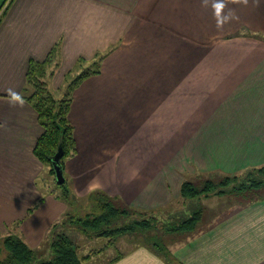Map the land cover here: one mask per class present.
Segmentation results:
<instances>
[{
    "label": "crops",
    "instance_id": "1",
    "mask_svg": "<svg viewBox=\"0 0 264 264\" xmlns=\"http://www.w3.org/2000/svg\"><path fill=\"white\" fill-rule=\"evenodd\" d=\"M0 12L3 231L16 224L42 241L66 209L36 183L47 174L34 154L43 128L23 99L30 61L54 48L60 90L116 47L73 94L77 154L65 169L77 197L99 189L154 209L180 197L186 176L264 164V38L246 36L264 37V0H0ZM201 202L196 230L165 236L179 260L264 264V199ZM122 254L114 264H166L145 247Z\"/></svg>",
    "mask_w": 264,
    "mask_h": 264
},
{
    "label": "trees",
    "instance_id": "2",
    "mask_svg": "<svg viewBox=\"0 0 264 264\" xmlns=\"http://www.w3.org/2000/svg\"><path fill=\"white\" fill-rule=\"evenodd\" d=\"M246 36L264 38L250 33ZM115 48L111 46L108 51L96 53L90 64L82 68L75 78L72 80L66 78L67 84L64 86L62 98H57L49 87V81L51 84V78L60 66L61 56L58 49L54 48L44 61L31 60L28 66L26 95L23 99L35 109L43 128L34 147V154L42 162L47 176L53 178L55 188H51V182L44 175L40 179L38 177L36 183L42 190L47 187L49 194H55L57 198L70 205H76L78 199L65 169L66 161L77 154L75 128L69 118L73 94L85 80L101 74L103 60ZM86 62V59L80 58L77 66L82 67ZM60 146L63 153L60 163L65 177L62 185L56 183L52 165V157ZM59 189L61 192L58 193ZM226 194L241 196L248 203L263 200L264 164L248 166L235 173L213 171L209 174L198 172L192 177L186 176L181 183L179 197L183 204L189 205L184 206L186 208L184 211H170L164 208L168 205L157 209H140L127 203L123 204L120 198L96 189L85 197L83 207L81 202L77 204L82 207V214L80 211L68 213V221L52 225L53 257L40 264H89L93 256L108 247H116L119 238L123 236L132 237V250L145 247L166 264H185L172 252L170 242L165 240L166 234L196 230L205 209L201 200ZM34 209L35 207L29 211ZM69 226L75 227L90 239L106 238V244L100 249L91 250L80 256L73 237L59 230V227H62V230L71 228ZM35 256V249L17 234H10L0 240V264H31ZM123 257L124 254L118 253L107 264H114Z\"/></svg>",
    "mask_w": 264,
    "mask_h": 264
},
{
    "label": "rangeland",
    "instance_id": "3",
    "mask_svg": "<svg viewBox=\"0 0 264 264\" xmlns=\"http://www.w3.org/2000/svg\"><path fill=\"white\" fill-rule=\"evenodd\" d=\"M80 72L81 71H78V72L74 71L71 74H69L68 76H66L65 79H61V82L64 85L62 86V88H60V90H54L52 88V85L50 84V81H49L50 90L53 92V94L57 98H62L63 94H64V86L67 84L66 78H69L68 80H72ZM53 78H51V83L53 81ZM45 176L51 182L50 183L51 188L54 189L55 188V183L53 182V178L50 177L49 175L47 176V174ZM44 190H45L46 193L49 192V190H47V187H45ZM59 191L57 190L58 193H59ZM84 199H85V197H83V198L78 197V199L76 200L77 204L81 202L82 207H83L84 206L83 203L86 202ZM120 201L123 204L126 203L121 198H120ZM237 202H239V201H237ZM77 204L76 205L75 204L74 205H70V204L66 203V209L64 210L63 214L60 215V217L58 219H56L54 221V223L51 224V226H49L47 228V230L43 234L44 239L42 241H40L39 238L34 239L32 241H28L26 239V237L23 235V233H21L20 230H17L16 224L6 226L5 227V231L0 229V240H2L3 238H5L6 236H8L10 234H17V235L21 236L22 239L30 247L32 246L31 248L35 249L36 256H35V259L33 260V262L31 264H40L42 261L50 260L53 257V250H52V247H51L52 225H55V224H59L60 225L61 222H64L65 220H67L68 213L72 214V213H75L76 211H78V213H79V211H80V214H82L83 213V210L81 209L82 207L77 206ZM184 206L186 207V206H189V205L188 204H183L182 199L177 198V199L173 200L171 203H169L168 207H164V208H166V209H168L170 211H172V210L184 211V209H186V208H184ZM74 207H76V208H74ZM158 208H160V207H158ZM154 209H157V208H154ZM148 210H150V209H148ZM217 211H219V210H217ZM158 215H162V214H158ZM69 227H71V228H68V229H65V230H62V227H59V230L65 231L67 234H69L71 237H73V240L76 243V246L78 247V252H79L80 256L86 255L91 250L100 249L106 244V238H101V239L100 238H96V239L93 238V239H90L89 237L85 236L83 233L78 231L75 227H73V226H69ZM132 241H133L132 237H130V236L120 237L118 242H117V246L116 247H108L106 250H104L101 253L93 256L92 260L89 262V264H107L110 261V259L115 257L116 255H118V253H124V252L130 250V248L133 247L132 246V243H133Z\"/></svg>",
    "mask_w": 264,
    "mask_h": 264
},
{
    "label": "water",
    "instance_id": "4",
    "mask_svg": "<svg viewBox=\"0 0 264 264\" xmlns=\"http://www.w3.org/2000/svg\"><path fill=\"white\" fill-rule=\"evenodd\" d=\"M62 155H63L62 147L60 146L57 152L55 153V155L52 157V165H53V169L55 173L56 183L58 185H62L65 182V177L63 175V170H62V166L60 163Z\"/></svg>",
    "mask_w": 264,
    "mask_h": 264
},
{
    "label": "built area",
    "instance_id": "5",
    "mask_svg": "<svg viewBox=\"0 0 264 264\" xmlns=\"http://www.w3.org/2000/svg\"><path fill=\"white\" fill-rule=\"evenodd\" d=\"M2 10H3V7H2ZM1 13V12H0Z\"/></svg>",
    "mask_w": 264,
    "mask_h": 264
}]
</instances>
